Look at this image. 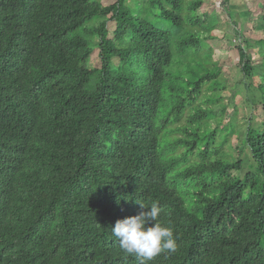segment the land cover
Masks as SVG:
<instances>
[{"label": "trees", "instance_id": "1", "mask_svg": "<svg viewBox=\"0 0 264 264\" xmlns=\"http://www.w3.org/2000/svg\"><path fill=\"white\" fill-rule=\"evenodd\" d=\"M184 2L0 0V264H139L111 232L136 201L178 246L148 264H264V4L261 38L236 47L243 77L261 53L262 121L240 140L197 52L212 22ZM226 144L253 163L242 177Z\"/></svg>", "mask_w": 264, "mask_h": 264}, {"label": "rangeland", "instance_id": "2", "mask_svg": "<svg viewBox=\"0 0 264 264\" xmlns=\"http://www.w3.org/2000/svg\"><path fill=\"white\" fill-rule=\"evenodd\" d=\"M98 1L102 5H108L114 0ZM184 1L185 4L189 0ZM129 4L132 5V0H129ZM260 4H264V0H202L200 8L196 11V15L199 18L204 19L206 17L205 22H212V29L209 33L199 32L200 44L202 46H200L201 48L197 52L200 56L202 53H209L210 64L216 63L218 68H220L218 79L222 81V86L218 90V93L221 101L213 104L212 107L215 109L217 115L221 117L224 124L225 120L227 121L228 114L233 115L235 132L240 140L244 136L247 127L258 128L262 121L261 112L258 110L259 91L254 85L255 81L256 84L259 82V78L256 75L259 72L258 55L261 53L258 52V48L256 47L248 49L247 53L254 69V75L248 78L243 77L241 74L236 49L237 45L243 44V39H248L250 43L254 44V41L261 38V33L255 29L256 24L259 23L258 6ZM184 8L186 10V5ZM185 10L184 12L186 13ZM153 19L156 18L154 17ZM153 22L155 23L156 21L153 20ZM158 24L164 28L168 27L166 21H160ZM237 34H239V38L236 37ZM203 36L209 37L203 40L201 39ZM88 65L90 67L99 66L96 50L90 55ZM181 69V66L174 64L171 71L172 73H176L181 71ZM206 93H208V90L204 87L199 98L203 99ZM222 105L225 107V112L220 114V106ZM188 113L187 109H185L182 119L179 122L180 124L185 122ZM208 124L209 129L215 126V123L211 121ZM174 125L168 127L173 128ZM172 136L180 137V134L171 133L166 135L167 138H172ZM231 137L228 139L230 140ZM222 149L224 152H229L233 158L241 159L243 163V170L240 172H232L233 175L242 177L247 172L248 166L249 169L250 167L252 168L253 163L246 152H243L240 156L236 150L230 149L227 144ZM197 160L193 157L189 161L192 163Z\"/></svg>", "mask_w": 264, "mask_h": 264}, {"label": "clouds", "instance_id": "3", "mask_svg": "<svg viewBox=\"0 0 264 264\" xmlns=\"http://www.w3.org/2000/svg\"><path fill=\"white\" fill-rule=\"evenodd\" d=\"M141 211L134 216L117 220L111 229L119 241V247L126 256H134L139 264H148L162 253H175L177 243L171 227L162 226L158 217L161 208L158 202L150 205L140 201Z\"/></svg>", "mask_w": 264, "mask_h": 264}]
</instances>
